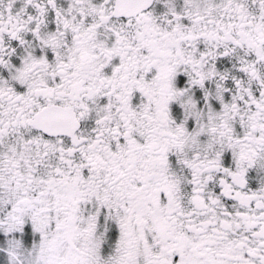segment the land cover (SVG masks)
Segmentation results:
<instances>
[{
	"label": "snow or ice",
	"instance_id": "obj_1",
	"mask_svg": "<svg viewBox=\"0 0 264 264\" xmlns=\"http://www.w3.org/2000/svg\"><path fill=\"white\" fill-rule=\"evenodd\" d=\"M0 264H264V0H0Z\"/></svg>",
	"mask_w": 264,
	"mask_h": 264
}]
</instances>
